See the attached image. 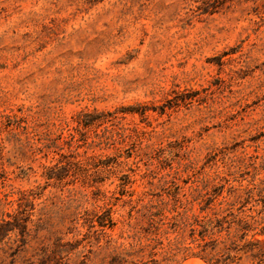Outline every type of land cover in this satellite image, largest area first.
<instances>
[{
	"label": "rangeland",
	"instance_id": "rangeland-1",
	"mask_svg": "<svg viewBox=\"0 0 264 264\" xmlns=\"http://www.w3.org/2000/svg\"><path fill=\"white\" fill-rule=\"evenodd\" d=\"M220 185L264 215V0H0V264H106ZM166 230L159 264H206Z\"/></svg>",
	"mask_w": 264,
	"mask_h": 264
},
{
	"label": "trees",
	"instance_id": "trees-1",
	"mask_svg": "<svg viewBox=\"0 0 264 264\" xmlns=\"http://www.w3.org/2000/svg\"><path fill=\"white\" fill-rule=\"evenodd\" d=\"M222 190L223 185L215 187L198 201L201 214L183 216L177 212L166 220V215H157L151 206L147 207L143 212L145 225L134 227L127 247L115 246L106 264H159L154 257L156 249L153 242L162 226L174 235L185 255L197 256L206 264H241L243 259L251 264H264V258H260V255L264 256V238L257 237L264 235V215L254 210L252 190L238 193L236 188L229 186L226 192L232 198L219 200L216 209L215 199ZM27 220L25 216L19 223L18 218L12 217V220L0 223V241L14 229L24 235ZM107 220V223L98 220L97 226L111 227L114 224L109 216ZM62 245L58 241L49 252H43L38 264H66L71 248L65 249ZM257 245H262V249Z\"/></svg>",
	"mask_w": 264,
	"mask_h": 264
}]
</instances>
